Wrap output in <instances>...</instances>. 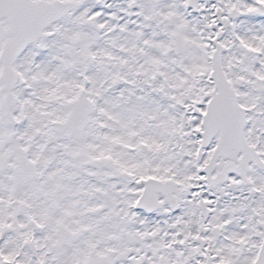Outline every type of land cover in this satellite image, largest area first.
I'll use <instances>...</instances> for the list:
<instances>
[{
    "label": "snow or ice",
    "instance_id": "1",
    "mask_svg": "<svg viewBox=\"0 0 264 264\" xmlns=\"http://www.w3.org/2000/svg\"><path fill=\"white\" fill-rule=\"evenodd\" d=\"M0 264H264V0H0Z\"/></svg>",
    "mask_w": 264,
    "mask_h": 264
}]
</instances>
